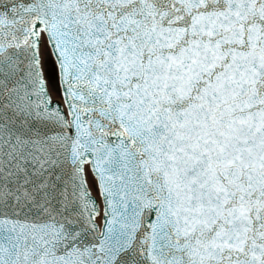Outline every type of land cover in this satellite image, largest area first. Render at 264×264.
I'll return each instance as SVG.
<instances>
[{
  "label": "snow or ice",
  "instance_id": "6c2138e0",
  "mask_svg": "<svg viewBox=\"0 0 264 264\" xmlns=\"http://www.w3.org/2000/svg\"><path fill=\"white\" fill-rule=\"evenodd\" d=\"M0 264H264V0H0Z\"/></svg>",
  "mask_w": 264,
  "mask_h": 264
}]
</instances>
